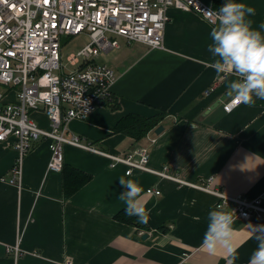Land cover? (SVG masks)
Wrapping results in <instances>:
<instances>
[{
    "label": "crops",
    "instance_id": "crops-1",
    "mask_svg": "<svg viewBox=\"0 0 264 264\" xmlns=\"http://www.w3.org/2000/svg\"><path fill=\"white\" fill-rule=\"evenodd\" d=\"M199 1L213 10L221 5ZM242 2L253 9L247 19L258 28L264 0ZM166 15L162 48L113 36L117 47L96 56H105L103 62L93 59L116 76L113 101L85 120H70L64 136L119 156L144 148L153 170L194 185L212 179L226 195L262 198L264 207V100L226 112L223 105L233 98L228 85L237 78L227 74L219 80L222 73L214 69L207 50L214 25L192 11L168 8ZM131 116L156 123L135 138L118 127ZM29 118L49 130L41 111L30 110ZM48 144L43 137L31 143L21 161L20 183L12 184L17 152L0 143V264H226L222 248L213 255L200 247L207 213L215 207L213 195L134 171L126 179L142 186L140 198L150 209L148 222L139 223L124 214L119 198L125 166L110 167L95 152L65 145L61 171H49ZM148 188L159 194H147ZM255 225H264V216L234 218L236 264H248L257 246L250 231ZM15 245L17 255L7 251Z\"/></svg>",
    "mask_w": 264,
    "mask_h": 264
},
{
    "label": "built area",
    "instance_id": "built-area-1",
    "mask_svg": "<svg viewBox=\"0 0 264 264\" xmlns=\"http://www.w3.org/2000/svg\"><path fill=\"white\" fill-rule=\"evenodd\" d=\"M168 8L192 11L209 24H217L216 10L199 0H0V143L12 145L17 152L10 183H20L22 158L31 143L43 137L49 140V171H61L63 146L70 145L105 157L110 167L125 166V174L147 172L201 189L216 198L215 207L233 206L234 218L245 222L263 218L262 198L229 196L215 189L212 179L194 185L153 170L147 165L149 156L144 148L119 156L101 152L74 135L64 136L70 120H85L113 101L116 76L93 59L117 47L113 36L162 48ZM80 34H86L89 42L70 55L68 63H62L61 38ZM69 65L78 66L67 70ZM227 74L222 73L219 80ZM236 106L232 98L223 109L229 112ZM30 110L46 116L49 130L29 118ZM146 193L158 195L159 191L148 188ZM7 251L17 255L20 250L15 245Z\"/></svg>",
    "mask_w": 264,
    "mask_h": 264
},
{
    "label": "clouds",
    "instance_id": "clouds-1",
    "mask_svg": "<svg viewBox=\"0 0 264 264\" xmlns=\"http://www.w3.org/2000/svg\"><path fill=\"white\" fill-rule=\"evenodd\" d=\"M252 12L253 9L242 0H223L214 13L217 24L208 33L207 50L213 58L216 73H235L239 77L228 85L234 106L264 100V22L253 28L252 21L247 19ZM127 175L129 173L118 178L124 189L119 194L125 204L124 214L135 217L139 223H147L150 209L140 198L143 188L133 179H126ZM233 213L230 208H211L200 243V247L213 255L222 248L226 264H236L239 258L238 245L232 239L236 230ZM250 231L258 243L248 264H264V225L251 226Z\"/></svg>",
    "mask_w": 264,
    "mask_h": 264
},
{
    "label": "trees",
    "instance_id": "trees-1",
    "mask_svg": "<svg viewBox=\"0 0 264 264\" xmlns=\"http://www.w3.org/2000/svg\"><path fill=\"white\" fill-rule=\"evenodd\" d=\"M215 1L222 4L223 0ZM155 123V119H142L138 116H131L127 121H120L118 127L135 138H141ZM69 180L72 183L71 177H69ZM65 195H68V192Z\"/></svg>",
    "mask_w": 264,
    "mask_h": 264
},
{
    "label": "rangeland",
    "instance_id": "rangeland-1",
    "mask_svg": "<svg viewBox=\"0 0 264 264\" xmlns=\"http://www.w3.org/2000/svg\"><path fill=\"white\" fill-rule=\"evenodd\" d=\"M89 42V38L86 34H80L76 37L65 38L62 37L60 44H61V57L62 63H68L67 58L70 55H75L79 49L85 46ZM96 58V57H95ZM105 56L98 57L94 60L97 63L103 62Z\"/></svg>",
    "mask_w": 264,
    "mask_h": 264
},
{
    "label": "water",
    "instance_id": "water-1",
    "mask_svg": "<svg viewBox=\"0 0 264 264\" xmlns=\"http://www.w3.org/2000/svg\"><path fill=\"white\" fill-rule=\"evenodd\" d=\"M161 130H162V127L159 126V127H157V128L155 129V133H159Z\"/></svg>",
    "mask_w": 264,
    "mask_h": 264
}]
</instances>
